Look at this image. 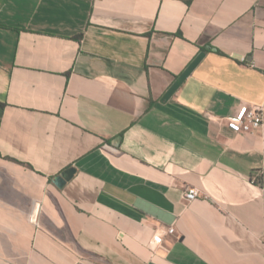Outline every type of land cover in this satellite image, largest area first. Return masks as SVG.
Here are the masks:
<instances>
[{
  "label": "crops",
  "instance_id": "0c3cea01",
  "mask_svg": "<svg viewBox=\"0 0 264 264\" xmlns=\"http://www.w3.org/2000/svg\"><path fill=\"white\" fill-rule=\"evenodd\" d=\"M245 106L264 0H0V264H264V127L225 120Z\"/></svg>",
  "mask_w": 264,
  "mask_h": 264
},
{
  "label": "built area",
  "instance_id": "2783aa9c",
  "mask_svg": "<svg viewBox=\"0 0 264 264\" xmlns=\"http://www.w3.org/2000/svg\"><path fill=\"white\" fill-rule=\"evenodd\" d=\"M264 109L263 107H242L232 116L225 118L229 122L230 128L237 134H253L263 129L264 127ZM264 175V168L261 171ZM199 197V192L195 188H189L184 192V198L187 202L195 201ZM176 230L170 227L164 234L175 235ZM164 235H155L153 242L161 244Z\"/></svg>",
  "mask_w": 264,
  "mask_h": 264
},
{
  "label": "water",
  "instance_id": "95a60500",
  "mask_svg": "<svg viewBox=\"0 0 264 264\" xmlns=\"http://www.w3.org/2000/svg\"><path fill=\"white\" fill-rule=\"evenodd\" d=\"M206 53L201 52L185 69V71L176 79V81L172 84V86L168 89L165 95L162 97V102L170 100L177 91L182 87L185 81L192 75L195 69L199 66L201 61L204 59ZM77 173V169L72 167L64 171L60 176L56 177L54 180V184L62 188L67 182L71 181L75 174Z\"/></svg>",
  "mask_w": 264,
  "mask_h": 264
}]
</instances>
